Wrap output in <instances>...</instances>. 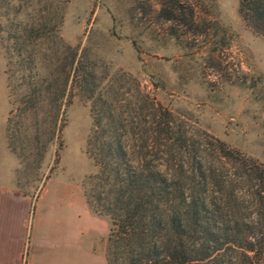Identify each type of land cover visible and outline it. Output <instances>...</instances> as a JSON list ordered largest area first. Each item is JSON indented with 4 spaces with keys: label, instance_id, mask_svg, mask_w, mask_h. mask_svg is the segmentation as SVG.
<instances>
[{
    "label": "rangeland",
    "instance_id": "1",
    "mask_svg": "<svg viewBox=\"0 0 264 264\" xmlns=\"http://www.w3.org/2000/svg\"><path fill=\"white\" fill-rule=\"evenodd\" d=\"M31 25L46 26V38L15 57L11 37ZM69 47L78 51L87 79L80 90L67 85L64 103L71 104L59 116L51 110L52 95L41 96L38 119L44 122L37 140L32 119L24 124L19 117L33 82L28 54L38 55L45 85L59 68L60 87ZM147 95L204 143L200 155L217 179H238L232 163L217 158L219 143L264 169V36L245 21L240 0H0V187L9 186L2 178L10 161L6 146L17 160L18 190L33 197L28 204L15 196L22 203L25 260L106 264L111 223L94 215L86 198L85 181L95 172L86 153L91 104L102 98L125 121L142 123L150 117ZM252 177V183H239L241 209L252 214L264 237V178ZM78 243L93 247L94 258L87 260ZM258 258L264 264V252Z\"/></svg>",
    "mask_w": 264,
    "mask_h": 264
},
{
    "label": "trees",
    "instance_id": "2",
    "mask_svg": "<svg viewBox=\"0 0 264 264\" xmlns=\"http://www.w3.org/2000/svg\"><path fill=\"white\" fill-rule=\"evenodd\" d=\"M240 12L264 36V0H240ZM45 30L46 26L40 30L31 25L13 35L15 57L35 40L46 38ZM68 50V69L60 87L55 85L59 68L49 73L51 82L45 85L38 55L28 54L33 82L21 98L19 117L23 123L32 119L37 140L43 133L44 120L38 119L41 96L52 95L51 110L59 116L71 104L64 103L67 85L72 82V89L80 90L87 79L78 51ZM144 102L150 117L142 123L125 121L102 98L91 104L93 126L86 153L95 172L85 181L86 198L90 211L111 223L106 264H259L264 237L252 214L243 213L238 190L239 183H252L255 174L264 178V169L219 143L217 158L229 160L232 176L238 179H217L213 166L200 155L204 143L186 134L182 123L156 99L147 95ZM101 111L109 114L102 116ZM12 122L13 117L9 120L13 132ZM56 124L55 120V128ZM23 128L28 130L29 125ZM14 139L11 134L9 144L15 153Z\"/></svg>",
    "mask_w": 264,
    "mask_h": 264
},
{
    "label": "crops",
    "instance_id": "3",
    "mask_svg": "<svg viewBox=\"0 0 264 264\" xmlns=\"http://www.w3.org/2000/svg\"><path fill=\"white\" fill-rule=\"evenodd\" d=\"M4 149L8 153L7 158L10 161H7L8 166H6L5 173L2 176V178L8 179L9 186L7 188L0 187V264H43L44 262L46 264H56L54 258L43 261L42 258L31 257L25 260L26 242L22 203H17L15 196L21 195V198L23 197L28 204H30L33 197L18 190L17 160L6 146H4ZM82 247V244L78 243L75 248L78 251L81 249L83 254L87 255V260L90 257L94 258L96 250L93 247H87L86 249ZM73 253L75 252L73 251Z\"/></svg>",
    "mask_w": 264,
    "mask_h": 264
}]
</instances>
